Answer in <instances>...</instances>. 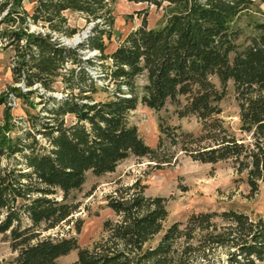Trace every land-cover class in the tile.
<instances>
[{
    "label": "trees",
    "instance_id": "obj_1",
    "mask_svg": "<svg viewBox=\"0 0 264 264\" xmlns=\"http://www.w3.org/2000/svg\"><path fill=\"white\" fill-rule=\"evenodd\" d=\"M125 1L164 3L169 12L160 27L142 24L105 53L114 20L109 0H33L30 12L23 0H0V26L6 27L0 45L13 53V87L0 95V236L14 253L10 264H56L72 251V264H264L260 216L198 212L163 228L165 199L144 196L138 184L106 198L115 220L103 221L102 235L90 247H79L68 231L50 233L72 223L78 234L82 221L73 215L80 203L73 194L87 174L111 173L129 157L157 168L176 152L200 164L229 162L250 192L264 189V22L253 23L245 43H237L236 21L252 1ZM66 11L90 24L73 47L62 42L76 33ZM82 51L93 58H83ZM227 82L241 137L219 118ZM55 84L59 98L49 95ZM9 93L22 100L35 94L38 101L29 108L38 111L13 121ZM99 94L106 97L97 99ZM138 104L154 111L169 105L178 119L196 118L200 132L159 119L150 148L128 122Z\"/></svg>",
    "mask_w": 264,
    "mask_h": 264
},
{
    "label": "rangeland",
    "instance_id": "obj_2",
    "mask_svg": "<svg viewBox=\"0 0 264 264\" xmlns=\"http://www.w3.org/2000/svg\"><path fill=\"white\" fill-rule=\"evenodd\" d=\"M250 10L244 13L236 25L240 30L238 44H244L247 37L252 34V24L264 22V0H251ZM33 0H23V9L30 12ZM109 7L113 16L112 35L109 41H104L105 53L111 52L123 37L130 31L144 24L147 29L160 27L167 16L169 9L166 4L159 7L145 4H133L125 0H109ZM67 25L74 28L76 33L71 37H64L65 46L73 47L71 43L75 38L79 42L83 39L90 24L77 13L66 11L63 13ZM4 25L0 30L5 29ZM37 30L30 26V32ZM83 58H93L94 53L82 51ZM13 53L0 45V95L5 93L11 84L10 66ZM142 83L141 79L138 80ZM59 84L54 85V91L49 93L52 97L59 98L62 91ZM24 92V89H21ZM105 94H99L97 99H104ZM6 105L10 107L9 115L13 121L25 119V112L33 114L38 111L29 108V104L37 103L35 94L26 100L7 94ZM221 113L219 118L226 129L236 137L239 120L238 109L234 98L231 82H227L224 95L219 103ZM4 105H0V127L2 124V111ZM173 108L169 105L160 111L148 109L140 104L129 112L128 122L136 128L138 135L150 148H155L158 137V120L170 126H179L184 132L197 135L200 132V123L194 117L178 119L172 114ZM17 125V123H16ZM19 125V124H18ZM16 130L7 133L13 137ZM132 184L143 186V195L146 197H163L167 217L163 222V228L172 222H183L191 213L220 212L232 209L244 213L250 217L260 216L264 219V189L250 192L245 183L243 174H236L229 162L216 164H200L190 160L180 152H176L169 163L156 167L153 162L145 158L129 157L117 164L114 171L101 176L87 174L85 181L73 194L74 200L80 203L78 211L73 219L82 221L78 234H75L73 225L63 226L50 233L68 231L75 236L77 244L81 248L90 247L93 242L102 235L101 225L103 221L115 220L113 213L105 207V200L109 196L116 197L117 188H125ZM69 229L67 230V228ZM63 230V231H62ZM158 237V236H157ZM154 238L155 240L157 239ZM14 257L9 244L0 236V264H10ZM76 252L72 251L57 259L56 264H72L75 261Z\"/></svg>",
    "mask_w": 264,
    "mask_h": 264
},
{
    "label": "bare ground",
    "instance_id": "obj_3",
    "mask_svg": "<svg viewBox=\"0 0 264 264\" xmlns=\"http://www.w3.org/2000/svg\"><path fill=\"white\" fill-rule=\"evenodd\" d=\"M78 40H79L78 38H75L73 41H71V43L73 44V43L77 42Z\"/></svg>",
    "mask_w": 264,
    "mask_h": 264
},
{
    "label": "water",
    "instance_id": "obj_4",
    "mask_svg": "<svg viewBox=\"0 0 264 264\" xmlns=\"http://www.w3.org/2000/svg\"><path fill=\"white\" fill-rule=\"evenodd\" d=\"M77 43H79V41H77V42H75V43H73V44L75 45V44H77Z\"/></svg>",
    "mask_w": 264,
    "mask_h": 264
},
{
    "label": "built area",
    "instance_id": "obj_5",
    "mask_svg": "<svg viewBox=\"0 0 264 264\" xmlns=\"http://www.w3.org/2000/svg\"><path fill=\"white\" fill-rule=\"evenodd\" d=\"M85 36V34H83V37Z\"/></svg>",
    "mask_w": 264,
    "mask_h": 264
}]
</instances>
